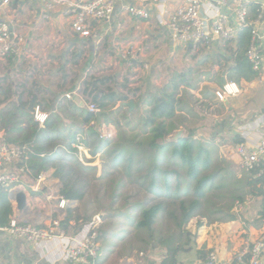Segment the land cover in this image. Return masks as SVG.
Instances as JSON below:
<instances>
[{
    "label": "rangeland",
    "instance_id": "rangeland-1",
    "mask_svg": "<svg viewBox=\"0 0 264 264\" xmlns=\"http://www.w3.org/2000/svg\"><path fill=\"white\" fill-rule=\"evenodd\" d=\"M124 23L127 25L126 21ZM38 25L43 24L38 22ZM46 27L50 25L46 24ZM59 30L63 32L62 38H55V33L54 36L44 39L41 47L38 46L34 50L26 47L29 36L23 32L25 42L19 57L13 61L0 62V111L13 109L19 95H23L26 99L29 92L35 90L34 82L45 76L49 80L54 79L51 77L54 73L58 81L65 75L66 80L71 84L77 82L80 92H83L84 99L89 104L93 99L87 94L86 80L91 84L95 79L107 77L106 83L98 85L104 91L112 88L124 93L121 91L124 85L129 89L138 86V91L141 90L144 96L148 92L158 91L173 75L184 72L187 73V79L193 83L191 88L181 86L179 90L181 103L183 102L182 109L186 110L185 113L189 116L180 114L178 119L183 124L182 128L176 129L160 141L176 139V131L181 130L182 137L192 130L199 144L209 148L211 157H215L216 160L214 166L212 163L211 167L203 169L201 174L215 172L218 167L227 165L225 162L224 166V162L221 159L218 160V154L223 155V153L220 146L213 141L222 133L217 132V125H213L214 121L208 115L211 113L209 109L211 99L205 97L207 92L213 91L210 89L211 82L220 84L217 76L222 73V69L219 72L214 71L218 57L214 60V57L209 58V55L204 54L203 51L193 56L184 49H179L175 55H172L168 39L163 45L158 37L154 39L148 35L139 41L141 35L147 33L144 28H141L140 34L134 37L139 43V52L128 58H121L117 66L108 42H103L98 49H95V52L90 53V47L84 46L80 36L72 33L69 22L60 26ZM123 33L125 35L119 39L121 45L128 44L124 43V40L133 37L131 30L123 29ZM80 51H84L82 56H78ZM131 57H135V60L127 64ZM56 63L58 64L55 66ZM48 89L51 90V88ZM127 92L132 100H138L139 96L132 94L131 90ZM209 96L212 97L211 94ZM146 106L144 103L141 107L146 108ZM142 111L143 108H138L127 121L120 118L121 125L116 127L117 132L104 131L111 133L112 138L107 137L110 138V143L102 145L98 153L93 154L91 149L84 151L78 148L74 166L78 167L82 164L91 168L84 173L75 170L76 178H79L84 185V197L66 206V213L71 210L72 215L81 217L79 224H83L89 217L90 221L84 224V227L86 226V232H89L96 225L100 235V252L104 256L116 252L117 259L123 253L138 255L139 252L144 251L149 257L154 250L158 248L167 250L169 243H176L181 247L177 257H184L181 260L191 264L196 260L197 233L208 226L207 236L214 238L217 235L215 230L219 229V226H216V222L220 223L230 218V213L236 206L234 201L237 198L234 196L237 195L238 190L241 192L245 182L240 183L236 180L234 172L229 167L223 168L222 173L216 177L215 186L219 188L210 190L196 215L180 227L178 225L181 216L180 202L179 198L173 196L178 191L176 184L178 180H181V198L188 201L193 197L192 187L195 185V180L190 179L186 173V166L180 158L172 155L170 148L163 150L159 155L149 149L150 130L144 128L141 120ZM132 154H134L132 174L128 176L125 171L130 164L129 157ZM156 157L160 159L159 162L164 168L176 169L180 174L179 177L175 174L168 177L171 192L165 188L162 179L165 176L164 173H159L160 178L157 179L158 184L163 187L162 192L149 188L151 181L149 176L146 179L140 177L148 171L145 164L158 165ZM241 169L244 170L242 167ZM242 172L245 175L247 171ZM51 173L52 171H49L45 173V176ZM26 189L34 198L35 195L31 190L28 187ZM158 200H163L165 205L156 217L155 232L152 237L148 229L137 227L136 222L141 211ZM241 216L244 217L243 213ZM79 224L74 222V225L79 226ZM147 264L152 263L148 261Z\"/></svg>",
    "mask_w": 264,
    "mask_h": 264
},
{
    "label": "crops",
    "instance_id": "crops-1",
    "mask_svg": "<svg viewBox=\"0 0 264 264\" xmlns=\"http://www.w3.org/2000/svg\"><path fill=\"white\" fill-rule=\"evenodd\" d=\"M1 1L2 0H0V20L4 19V14L7 12L8 16L17 22L22 33L26 32L28 34L29 39L27 41L28 44L26 47L30 48V50H34V48L38 46L41 47L44 39L54 36L55 33V38H62L63 32L59 30L60 26L67 22L70 23V18L59 8L51 10L50 18L44 19L42 17L41 5L37 0H11V3L8 5H1ZM250 1L251 4L260 5L262 17L260 22L256 23L255 26L261 34H264V0ZM256 17L257 15L253 13L251 6L249 18L251 21H254ZM37 21L43 25H38ZM124 21H126L127 25H125ZM46 24H49L50 27H46ZM105 25H111V29L106 32L104 28L102 31H100L99 38L95 35L89 39H84L81 37L80 39L84 46L86 45L90 47V53L95 52V49H98L103 42H108L110 44L109 46L111 49V55H113L115 65L117 66L122 56L116 49V44H121L119 39L125 35V33H123V29H126L127 31L131 30L133 35V37L128 40L122 39L124 40V43H129L132 41L139 45V43L136 41L137 39L134 37L140 34L141 28H144L147 33L142 34L141 38L138 39L139 41L146 38L147 35L154 39L158 37L159 41L161 40L160 42H162L161 45L166 43L167 39L168 43L170 41L167 31L164 29V27L158 25L154 19L149 21L132 20L128 17V15H126V13L119 12L111 23ZM72 33H74L73 30ZM235 46V41L225 44L220 40L215 39L207 47L202 48L199 52L201 53L203 51L204 54L209 55V58L214 57V60H216L218 57L217 64L214 66V71L219 72L220 69H222V73L217 76L220 84L211 82L213 87L211 86L210 89L213 91L207 92L208 94L205 93V97L211 99L209 102V109L211 110V113L208 115L213 119V125H217V132L222 133L213 141L214 144L220 146V150L223 153V155L218 154V160L221 159L224 162V166L225 162L227 163L225 167L217 168L218 175L222 173L223 168L229 167L234 172L236 180H238L240 183L245 182V186L241 189V192L238 190L240 194L245 195V199L240 200L243 202V207L239 209L236 205L235 210L233 208V212L231 211V213L236 215V219L231 220L229 218L226 219V221H221L220 223L216 222V226H219V229L217 228L215 230L217 235H215L214 238L207 236L208 226L203 227V230H199L197 233V251L201 249L206 254L209 250H215L217 251L221 260H227L232 257L239 249L242 248V245L247 238L250 237L253 239L258 236L259 233L264 232V219L260 226H255L253 224L254 219L259 216L260 212L264 208V180H258L257 178H254L249 172H246V174L243 175L242 171L245 170L241 169L240 160L235 151V146L238 143L235 142L236 136H238L239 142H244L249 147H256L264 133V62L262 69L259 72L257 71L258 76L256 78L252 80L241 78L239 81L230 79L227 74V68L228 66H232L234 64L233 53ZM43 48L46 47L43 46ZM179 49L183 48L179 46L170 52V54L175 55V52ZM261 50L264 56V40H261ZM80 53V56H82L84 51H80ZM28 54L31 55V53ZM17 57L19 56L0 59V62L3 60L13 61ZM112 62L114 61L112 60ZM57 64L58 63H56L55 66ZM127 64L130 63L127 62ZM51 77L54 79L49 80L47 76H45L44 78H40L34 82L35 90L33 93L37 95L38 101L42 105L40 106V110L42 112L47 115L50 113H57L60 116H63L62 111L57 108V105L58 103L65 104L68 101H73L78 106L88 109V103L84 99L82 94L83 92H80V87L77 82L71 84L66 80L65 75L62 77V80L58 81L56 73L51 74ZM229 81L238 83V85L241 87V92L236 96L228 97L226 101L222 102L215 96V90L216 88L218 89L222 87L226 82ZM69 83L71 87H69ZM85 83L88 89L87 94L91 97V99H93L95 94L104 91V89L101 87H99L97 90H94V86L96 85L94 82L90 84L86 80ZM99 84L100 83H98L97 86ZM130 85H132V83ZM48 88H51V90L49 91ZM138 90V86L135 87L132 94H134V92H136L135 94L137 96L142 94L141 90ZM68 91L72 93V97L69 99L64 96L65 92ZM121 91L126 93L128 89L122 88ZM126 94L129 96L130 100H132L128 92ZM209 94H211L212 97L209 96ZM47 101H50V104L53 108H48ZM134 101L135 108L133 109L132 114L138 110V107H136L137 100L134 99ZM182 103L181 107L176 111L174 118L171 120L169 118L166 119L167 122L172 121L174 123L175 128L173 131L178 128H182L183 124L178 119L180 114L189 116L185 113L187 111L182 109ZM146 107H148V105ZM113 109H120L121 112H124L125 106L121 102H117L115 106H113ZM97 123L98 128L103 126L104 131H118L116 126L111 123L100 124L98 121ZM39 125L42 124L39 123ZM3 133L4 130L0 127V142H3ZM79 138L84 137H78L77 139ZM73 145L75 147L76 144ZM82 149L87 151L86 149L90 148L82 146ZM214 161H216L215 157L212 158L213 166ZM11 168H14V166L6 165L4 167V169ZM219 170L221 171L219 172ZM36 185H39L40 189L38 191L35 190ZM22 186L28 196L27 198L28 203L30 204V209L26 213L20 212L15 209V202L10 200L13 206V214L11 219H16L21 222H25L23 220L27 219L28 221L32 222H42L48 224L51 222L50 220L56 218L59 213H63L64 217L67 215L65 209L66 207L59 208L58 206L60 198L56 197V194L59 193L62 186V183L59 179L53 178L51 175L45 176L44 173V179L37 181V178L34 179L27 174L22 178ZM26 187H28L32 193L36 192V194L33 193L35 195V197L33 196L34 198L28 194ZM50 193H52L54 197L47 199L46 196ZM39 194L40 196H38ZM55 199H57V201H55ZM237 201L238 199H235L234 204H236ZM70 203L71 201H68L67 206H70ZM241 213H243L245 218L241 216ZM74 222V220H71V224L74 225ZM56 230V236L51 239H43L38 242L29 243L21 237L10 235L7 231L0 229V264H73L67 261L65 258L64 249L73 242L74 238H82L88 233V231L86 232V226L82 230L74 231L70 227L66 230L58 225ZM134 256L136 255L123 253L116 259V252L104 256L99 250V256L96 260V264H119L127 257ZM166 256L167 250L158 248V250L151 252L149 257L146 256V261H149L152 264H157L158 262L161 263V261ZM201 257L203 256H200V254L196 253V260ZM177 258L179 264H186L181 260L184 257L178 256Z\"/></svg>",
    "mask_w": 264,
    "mask_h": 264
},
{
    "label": "trees",
    "instance_id": "trees-1",
    "mask_svg": "<svg viewBox=\"0 0 264 264\" xmlns=\"http://www.w3.org/2000/svg\"><path fill=\"white\" fill-rule=\"evenodd\" d=\"M251 6L253 13L257 15L260 10V5L251 4ZM251 30V25L241 27L238 38L235 41L236 46L233 53L234 64L227 68L228 77L234 81H239L241 78L252 80L258 76V72L252 68L247 57V47L251 39ZM80 55L81 53L78 54V56ZM106 80V77L95 79L94 83L96 85L94 86V90L99 88V86H97L98 83H105ZM181 86L187 88L193 86V83L187 79V73L179 72L173 75L170 80L156 92H148L144 96L139 94V98L136 102V107L143 108L141 120L144 128H149L150 130V138L148 141L149 149L153 152L155 151L154 153L159 155L163 150L170 148L172 155L180 158L183 165L186 166V173L190 179L195 180L194 187L191 186L193 197L190 200L187 201L181 198V180H178L176 184L178 188L177 194H172L174 197L179 198L180 202L179 207L181 216L178 222L180 227L184 226L196 215V212L201 208L202 201L207 196L208 192L214 188H219V186H215L216 177L218 176L217 171L201 174L203 169L206 170L211 167L212 157L209 148L199 144V140L195 138L194 131L190 130L186 136H182L176 141H160L170 135L175 128L174 123L172 121L167 122L166 119L169 118L171 120L174 118L176 111L181 107L179 93ZM123 88L131 90L133 93V89H129L126 85H124ZM135 93L136 92H134V94ZM129 100L130 98L126 93L118 92L112 88L95 94L93 102H95L100 109L106 111L100 124L111 123L118 128L121 125L120 118H122L123 121L129 120L133 109L130 110L127 106L124 112H121L120 109H113V106H115L117 102H121L125 106L124 102ZM144 103H146L148 107H141ZM37 106L42 105L38 101L37 95L31 91L26 99L23 95H19L13 109H3L0 111V127L4 130L2 141L13 145H28L31 148L26 161L30 170L28 176L36 179L40 173L52 171L51 176L59 179L62 183L59 195L71 202L81 200L84 197V185L79 178H76L75 170L84 173L85 170L91 167L82 164L78 167L74 166L78 148L74 147L73 144H79L90 148L92 153L96 154L99 152L102 145L110 143V138L101 137L100 129L90 125L92 120H96L95 113L87 108L78 106L73 101H68L65 104L58 103L57 108L62 111L63 116L57 113H50L43 125H39L34 119V112ZM47 106L48 108H53L50 101H47ZM82 136L84 138L77 139ZM235 142H239L238 136L235 137ZM131 156L129 157L130 164L125 171L128 176L132 174L134 154ZM153 158L150 159L152 160ZM156 158L158 159V165H153L152 163L146 165L143 161L148 171L140 175V177L146 179V177L149 176L151 179L149 188L156 192H162L161 190L163 187L158 184L157 179L160 178L158 177L159 173H164L165 176L162 179L164 180L165 188L168 192H171L170 178L168 177L171 174H175L179 177L180 174L176 169L164 168L159 162L160 159L158 157ZM140 163H142L141 159ZM154 187H156V189H154ZM8 194L7 187L0 186V226H7L11 222L13 206ZM34 194H36V192ZM234 198L244 200L245 195L237 192ZM164 205L163 200H158L145 207L141 211L136 226L148 229L149 235L154 237L156 217L164 208ZM230 219H236V215L230 213ZM263 219L264 208L259 216L254 219L253 224L255 226H260ZM71 220L79 224L81 217L72 215V211L69 210L64 219L60 221L59 225L66 230L70 227L74 231H79L82 230L84 224L90 221L88 217L83 224L77 226L71 224ZM169 244L167 256L160 264H179L177 254L181 247L176 243ZM197 253L200 254V256H204L205 254L201 249L198 250Z\"/></svg>",
    "mask_w": 264,
    "mask_h": 264
},
{
    "label": "built area",
    "instance_id": "built-area-1",
    "mask_svg": "<svg viewBox=\"0 0 264 264\" xmlns=\"http://www.w3.org/2000/svg\"><path fill=\"white\" fill-rule=\"evenodd\" d=\"M41 5L42 17L49 19L50 11L61 9L69 18L73 32L81 38L89 39L93 36L100 37V31L111 29V23L119 12L126 13L132 20L149 21L154 19L156 23L167 31L170 37V47L173 50L181 46L189 50V54L196 55L213 40L223 43L236 41L241 27L251 25V39L247 47V57L255 71L263 67L264 56L261 50V34L255 24L262 17L261 9L256 19L249 18L250 0H37ZM11 0H2L1 5H8ZM229 9L230 13L222 12L223 8ZM234 14V21L230 15ZM4 19L0 20V59L19 56L25 42V37L17 22L5 12ZM116 49L122 58H128L139 52V45L135 42L128 44H116ZM135 57H131L134 60ZM241 92V87L234 81L226 82L222 87L215 90V96L222 102L228 97L236 96ZM66 98H71V92H65ZM88 109L96 113L100 108L95 102L88 104ZM47 114L37 106L34 119L43 125ZM91 126L98 127L96 120L90 122ZM100 128V127H99ZM101 137H111L110 133L100 128ZM75 147L82 149L81 145ZM31 148L28 145H13L0 142V186H5L8 192L22 186V178L30 170L27 165L28 153ZM236 154L240 160V166L254 178L264 180V133L256 147H249L244 142H238L235 146ZM6 165L14 168L4 169ZM44 179V172L40 173L37 181ZM36 185L35 190H39ZM52 193L46 196L53 198ZM59 208H65L68 199L60 196ZM237 207H243L242 201H237ZM63 213H59L50 223H37L32 221L21 222L11 219L7 226L0 229L10 235L23 238L29 243L43 239H51L56 236ZM100 250V237L96 225L82 238H74L64 249L67 261L73 264H96ZM264 258V232L255 238H247L242 248L227 260H221L217 251L209 250L207 253L191 264H263ZM119 264H147L146 253L139 252L134 257H127Z\"/></svg>",
    "mask_w": 264,
    "mask_h": 264
},
{
    "label": "water",
    "instance_id": "water-1",
    "mask_svg": "<svg viewBox=\"0 0 264 264\" xmlns=\"http://www.w3.org/2000/svg\"><path fill=\"white\" fill-rule=\"evenodd\" d=\"M222 12H226V13H230L229 9L227 8H223L222 9ZM234 17L235 15L234 14H231L230 15V19L232 21H234ZM225 81V80H223ZM125 106H127L130 110L134 109L135 108V101L134 100H129V101H126L124 102ZM106 114V111L105 110H102V109H99L95 115H96V119L99 123H101L102 121V117L103 115ZM181 130L179 131H176L175 135H176V139H173L171 141H176L178 140L180 137H181ZM9 199L11 201H14L15 202V209H17L18 211L20 212H28L29 209H30V204L28 203V196L25 192V190L22 188V187H16L12 190L9 191ZM23 221L27 222L28 220L27 219H24Z\"/></svg>",
    "mask_w": 264,
    "mask_h": 264
}]
</instances>
